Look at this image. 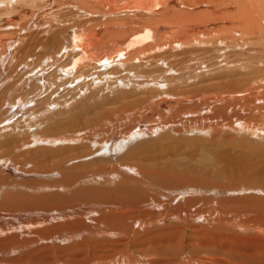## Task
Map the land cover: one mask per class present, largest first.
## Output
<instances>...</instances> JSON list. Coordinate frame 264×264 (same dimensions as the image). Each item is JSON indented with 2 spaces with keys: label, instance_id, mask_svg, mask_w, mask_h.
Wrapping results in <instances>:
<instances>
[{
  "label": "bare ground",
  "instance_id": "bare-ground-1",
  "mask_svg": "<svg viewBox=\"0 0 264 264\" xmlns=\"http://www.w3.org/2000/svg\"><path fill=\"white\" fill-rule=\"evenodd\" d=\"M186 254L264 264V0H0V264Z\"/></svg>",
  "mask_w": 264,
  "mask_h": 264
},
{
  "label": "rangeland",
  "instance_id": "rangeland-1",
  "mask_svg": "<svg viewBox=\"0 0 264 264\" xmlns=\"http://www.w3.org/2000/svg\"><path fill=\"white\" fill-rule=\"evenodd\" d=\"M127 137V136H126ZM128 138V137H127ZM220 149H222L221 147H220ZM219 148H218V150H219V152L221 153V152H224L225 150H224V148L222 149V150H220ZM219 154V153H218ZM54 211V210H53ZM94 214V216H102V213L100 212V213H98V212H94L93 213ZM198 215H200V216H196V217H194V225H196V227L198 228V229H203L202 227H204V228H206V229H203V230H201V231H203V232H206V230L208 229H211L212 228V226H210V222H209V220L207 219L208 218V216H207V214L205 213V212H203L202 213V215H204L203 216V218H202V216H201V213L200 214H198ZM89 217H94V216H91V215H88ZM102 218V217H101ZM205 220H207V221H205ZM196 223V224H195ZM205 223V224H204ZM206 223L208 224V225H206ZM198 224H200L199 226H198ZM201 224H202V227H200L201 226ZM102 226L101 227H107L108 225H103V224H101ZM156 227H161V225L162 226H164V225H166V223H159V222H157V223H155L154 224ZM158 225V226H157ZM206 225V226H205ZM212 252H210V254H207L208 256L209 255H213V253L211 254ZM113 254V253H112ZM112 254H110L109 256L111 257L112 256ZM188 254V253H187ZM185 255V257H180L179 259H177L176 261H173V262H171L170 264H182L183 262H186V259H187V256L189 255ZM204 256H206L207 258H208V256L207 255H205V254H203ZM20 256V257H19ZM129 256L130 257H135V255L132 253V254H129ZM27 257V255L25 254V253H22V254H19L18 256H17V258H15V259H17V260H19V259H24V258H26ZM14 259V260H15ZM139 259V258H138ZM184 259V260H183ZM139 260H143V259H139Z\"/></svg>",
  "mask_w": 264,
  "mask_h": 264
}]
</instances>
